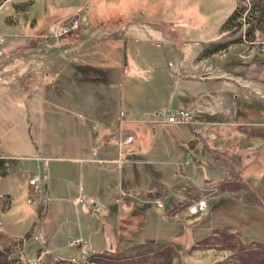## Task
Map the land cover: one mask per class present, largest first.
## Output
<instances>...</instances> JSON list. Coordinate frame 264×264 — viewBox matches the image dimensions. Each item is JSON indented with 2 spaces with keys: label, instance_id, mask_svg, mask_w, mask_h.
Wrapping results in <instances>:
<instances>
[{
  "label": "rangeland",
  "instance_id": "rangeland-1",
  "mask_svg": "<svg viewBox=\"0 0 264 264\" xmlns=\"http://www.w3.org/2000/svg\"><path fill=\"white\" fill-rule=\"evenodd\" d=\"M74 12L81 15L76 29L59 37L48 34V25L53 20ZM128 24H132L130 34L136 25L148 29L156 38L168 36L156 39L157 44L146 43L141 49L150 54L147 64L156 77L150 78L139 70L129 71L123 79L119 76L111 79L106 93L116 100L120 98L124 111L145 114L156 107L175 112L183 108L192 116L195 114V119L184 124L169 123L161 113H156L148 117L161 121L155 130L150 131L149 121L145 127L140 124L136 144L123 153L128 159L122 163L134 166V173L123 184L118 181L117 172L106 174L101 182L99 174L86 175L85 170L79 177L80 162L76 160H71V168H66L63 159L49 160V175L68 176L76 188L81 185L84 193L100 194L105 203L101 214L88 209L77 213L68 204L67 213L61 218L64 223L57 225L69 229L71 221L75 225L80 221L93 232V242L102 236L104 245L112 238L118 246L86 254L80 250L81 244L71 246L68 239L67 245L57 252L78 256V248L82 255L78 260L59 258L42 240L41 221L50 201L45 212L38 214L39 197L27 189L26 181L32 171L43 175L35 159L42 161L44 157L18 158L20 171L15 167L17 158L0 162V191L10 193L7 213L15 207L26 208V212L29 209L28 214L22 213L7 224L6 214L1 215L5 227L21 233L12 236L0 229L1 264H31L30 260L34 264H264V167L256 172L257 176L247 177L255 193L249 194L239 177L253 172L257 164L264 166V0H0V83L9 103L3 108L0 102L1 148L18 155L36 147H42L40 153L45 155H69L63 146L47 151L52 142L32 134L36 123L28 125L21 104L24 90L35 85L42 74L30 78L27 86L22 64L27 59H39L49 78L53 77L54 66L60 63L65 77L77 76L80 69L82 75L95 76L91 65L73 70V59L100 60L104 55L107 59L115 56L118 43L112 34L119 38ZM106 44L113 49H108ZM70 46L76 48L68 50ZM27 47L35 54H28ZM172 48L177 54L171 52ZM191 53L199 67L191 72L174 71L181 64L179 58ZM162 71L169 74L174 71L173 91L165 85ZM82 75L78 78H86ZM48 86L52 91L53 84L44 89ZM84 90L81 87L79 91ZM203 90L204 108L195 112L197 105L192 95ZM87 92L94 93L92 89ZM45 110L49 115L54 111L46 103ZM108 110L114 114L117 108L112 105ZM79 113L83 115L81 110ZM83 128H78L79 140L84 137ZM54 134L59 136L56 128ZM0 153L4 152L0 150ZM213 153L228 157L234 171L222 169L225 165ZM41 183L48 195L45 181ZM119 188L125 190L120 197L128 206L121 211V201H117L121 221L113 210L116 206L113 195ZM156 194L165 201V207L158 211L152 206ZM198 196H205L208 206L202 214L188 216L186 205ZM0 198L3 208L7 199L3 195ZM56 203L52 198L50 204ZM166 206H172V210L167 212ZM102 214L103 221L95 224L94 220H100Z\"/></svg>",
  "mask_w": 264,
  "mask_h": 264
},
{
  "label": "crops",
  "instance_id": "crops-1",
  "mask_svg": "<svg viewBox=\"0 0 264 264\" xmlns=\"http://www.w3.org/2000/svg\"><path fill=\"white\" fill-rule=\"evenodd\" d=\"M131 26L132 24L128 26L123 34H120L119 38H117L119 35L113 32L112 37L116 39V42L118 43L116 46L115 56H111V58L108 57L107 59L105 55L102 54L104 56L101 55L102 58L100 60L96 58L94 60H89L83 57H81L83 59H73L74 61L71 64L74 65L73 70H79V67H81V65L84 67L87 65H91V73L95 76H87V74L82 75L80 69V73L78 72L76 74L77 76L74 75V77H72L71 75H69L65 77L62 73V71L64 72V67H60L61 65H63V63H60L59 65L54 66L55 71L53 77L49 78L46 76V73H44L43 68L45 66L44 64L39 63V59H27V61L22 64V71H24L22 72L23 80L24 83L25 81H27V86L30 82V78L32 79L34 75L39 76V73L42 74L35 80V85H31V87H27V89L24 90V101L21 104V106H23L26 110L28 125L31 126L33 122L36 123V131L32 129V134L37 133L38 135H41L44 139H46L47 142H52L50 143L51 148L47 149V151H54L63 146L64 151L69 155L60 157L57 155L41 154L40 151L43 150L42 147H36L34 151L29 150L22 155H18L2 149L1 143L0 150L4 152L3 154L14 156L17 158L15 161V167H17L19 171L22 167L18 158L35 159V156H42L46 158L45 166L41 165V160L35 159L41 170H43V175L35 171L30 172L29 175L36 174L38 175L40 180H44L49 195V201L51 202L52 198H55L57 201V203L53 206L52 204H50V202H48L45 216L42 221V229L44 235V238L42 240L44 241V244L50 249V251L61 259L78 260L82 256L78 248V256L57 252V250L62 248L63 245H67L68 239L73 237L79 236L87 244L88 250L86 254H92L101 250H108L111 248L115 249L118 246L114 244L115 240L113 239L112 241V238H109L110 240L108 244L104 245L102 236L99 237L98 242H93V232L90 229L84 228L85 226L81 225L80 221L79 224L77 223V225H75V223L71 221V228L69 229L66 226H60V223H64L63 219L61 218L67 213L68 204H70L77 213L81 209H88L89 212L101 214V212H103V210L105 209V203L101 199L102 196L100 194L84 193L81 189V185L79 184V186L76 188V185H73V180L71 181L68 176L65 175L61 177L56 174L49 175V160L55 158L63 159L66 168H71V160H76L80 162V164L77 165L79 177L80 174H82V172L85 170L86 175L96 173L99 174L101 176V182L103 181V176H106V174L110 172H117L119 178L118 181L120 180V182H122L123 184L126 182L129 174L134 173V166H132L131 163H127L126 165L122 163L124 162V160L128 159L123 155V153L127 148L133 149V146L136 144L135 136H140V124L149 121L150 126H152L154 130L157 128V126H159V124H161V121H158V118L156 119L153 117L150 119L148 117L154 116L156 113L161 112L163 110L162 108L156 107L154 109H150L145 114H136L131 110L124 111L122 110L121 99L118 98V100H116V98H113L106 93L107 86L111 82V79H118V76L123 79L124 77H126V73L128 75L129 71L139 70L140 73H145V75L149 76L150 78L156 77V72H154L153 69H151V67L147 64V60L150 57V54L143 53L141 49H143L145 45H147L146 43L154 42L155 44H157L156 39L163 40L167 39L168 36L166 38H156L149 33L148 29L143 30L136 25H133L135 27L132 31V34H130L129 30ZM148 34L150 36H148ZM209 37H207V39ZM106 45L108 49H113V47L111 46L109 48V44ZM73 48L70 46L68 50ZM26 50H28V54H35L34 52H30V49L28 47L26 48ZM63 50L65 49L63 48ZM61 51L62 49H59L58 53H61ZM103 52L104 51L102 50V53ZM171 52L174 54L176 53V50L172 48ZM191 55L192 53L190 55L179 58L181 64L174 67V71L176 69L183 70L185 72H191L194 71L195 68L199 67L200 63L194 61L193 58H191ZM71 65H69V67ZM174 71H172L173 74H169L165 71H162L161 73L162 76L164 75V77H166L165 85L172 91L174 90V83L176 81V75L174 74ZM79 75H82L86 78H78ZM192 79H194V81L205 82V80L203 79ZM87 80H91L89 81L91 83H88L86 88L85 84ZM51 83L53 84L52 91L50 90L51 86H48V88L44 89L46 85H49ZM67 84H69V86ZM81 87L85 89L82 93L80 92ZM162 88L164 87L162 86ZM88 89H92L94 93H88ZM96 91L98 92L96 93ZM205 94L206 92H204L203 90L199 95H192V100L194 99L197 105L195 112L204 108V106L201 105V102H203ZM0 99L2 107L6 108L9 103L6 101V98H4V85L2 83H0ZM138 100V98L135 99V101L137 102ZM45 103L53 106L54 111L51 112L52 115H49V113L46 112ZM112 105L114 106V108H117V111L114 114L113 112L110 113V110H108V108ZM79 110L83 112V115L79 113ZM20 111L21 112H19V114H22V109ZM50 119L51 122H49ZM47 121L49 123H47ZM81 126L84 127V137L83 139L79 140L78 135L81 134V132L78 130V128ZM55 128L57 129L59 135L58 137H55ZM124 132L131 133L133 135V140L130 143L123 144L121 148V146H118L114 141L122 139ZM78 141H81V143H79ZM119 149H122L123 151L119 152ZM128 162L135 161L130 160ZM81 163L85 164L84 168V164L81 165ZM72 167L74 168V166ZM6 175H3L2 178H5ZM79 177L78 181L80 180ZM104 180L109 183L106 177ZM54 182L57 184V187L51 186V183ZM70 183H72V186ZM124 191L125 190L119 188L118 192L113 195V198L116 201V206L113 208V210H115L118 214V221H121L122 216L118 213L119 211L117 209L119 208V205L117 201H121V211H124V209L128 207L124 203L126 202L124 201L125 199L123 200V197H120V195L124 194ZM0 194L7 199V202L3 206V208H0V217L1 215L6 214L5 224L11 222L14 218H17L22 213H29V209L28 212H26V208L23 207H15L12 211L7 213L10 207V193L7 191H0ZM77 196H83V199L76 202L75 197ZM158 196L161 195L156 194L153 196V198H156ZM80 204L82 205L80 206ZM152 206L155 211L159 210L154 205ZM34 216L30 219L31 221L34 219ZM104 217L105 216L102 214L101 219H95L94 223L100 224L103 221ZM31 221L28 223L25 231L30 227ZM58 222H60L59 225H57ZM0 229L12 236L21 235L20 232H16L13 229L5 227L4 223H2L1 221ZM112 231L114 234L115 230L112 229ZM87 234H89V237Z\"/></svg>",
  "mask_w": 264,
  "mask_h": 264
},
{
  "label": "built area",
  "instance_id": "built-area-1",
  "mask_svg": "<svg viewBox=\"0 0 264 264\" xmlns=\"http://www.w3.org/2000/svg\"><path fill=\"white\" fill-rule=\"evenodd\" d=\"M80 19L81 15L77 12H74L71 15L57 18L48 25L47 32L50 36L59 37L68 31L76 29L80 24ZM159 113L163 115L164 121L169 123L184 124L193 122L196 117L195 114L194 116H192L188 110H185L183 108L179 109L177 112L165 108ZM132 140L133 135L131 133H128L123 136L122 140H115V142L118 143V146H121L123 144L130 143ZM13 158L16 157L0 153V162H11ZM42 161L45 164L46 158H42ZM27 185L30 188L31 192L37 193L36 197H39V200L37 201V212L38 214L40 213V215L43 214L45 212V205L47 204L49 197L46 194L45 188L43 187L38 175L30 174L27 178ZM82 199L83 196L75 197L76 202ZM27 200L29 201L30 199L27 198ZM154 201V204L158 209H163L165 207V201L161 197H156ZM207 206V198L205 196H198L196 199H192L186 205V213L188 216L200 215L206 210ZM166 208L168 209L167 212L172 210V206H166ZM68 244L71 246L81 244L82 247L80 248V250L82 251V253H86L88 250L86 243L83 242L80 237L70 238Z\"/></svg>",
  "mask_w": 264,
  "mask_h": 264
},
{
  "label": "trees",
  "instance_id": "trees-1",
  "mask_svg": "<svg viewBox=\"0 0 264 264\" xmlns=\"http://www.w3.org/2000/svg\"><path fill=\"white\" fill-rule=\"evenodd\" d=\"M142 125H143V127L146 126L145 123H142ZM149 128H150V131H152V126H149ZM150 131H149V134L152 135V132H150ZM150 135H149V136H150ZM212 155H213V157H214L218 162H220V163H222V164L225 165V168H224L223 166H221L222 169L233 170L232 167H233L234 165H233L232 161L228 159V157H226V156H224V155H221V154H218V153H213ZM257 165H258V166L256 167V169H255L253 172H250V171L247 172V173H246V176L243 175V174H239V177H240V179H241V183H242V185L246 188V190L248 191L249 194L255 193L256 190H255V189H254V188L248 183V181H247V177H250V176L255 177V176H257V175H256V172H260V171L263 169V167H264L263 164H261L260 166H259V164H257ZM233 171H234V170H233ZM260 205H263V204L260 203ZM1 263H2V262H0V264H1Z\"/></svg>",
  "mask_w": 264,
  "mask_h": 264
},
{
  "label": "water",
  "instance_id": "water-1",
  "mask_svg": "<svg viewBox=\"0 0 264 264\" xmlns=\"http://www.w3.org/2000/svg\"><path fill=\"white\" fill-rule=\"evenodd\" d=\"M30 263H31V264H34V260H30Z\"/></svg>",
  "mask_w": 264,
  "mask_h": 264
},
{
  "label": "bare ground",
  "instance_id": "bare-ground-1",
  "mask_svg": "<svg viewBox=\"0 0 264 264\" xmlns=\"http://www.w3.org/2000/svg\"><path fill=\"white\" fill-rule=\"evenodd\" d=\"M42 222V221H41Z\"/></svg>",
  "mask_w": 264,
  "mask_h": 264
}]
</instances>
